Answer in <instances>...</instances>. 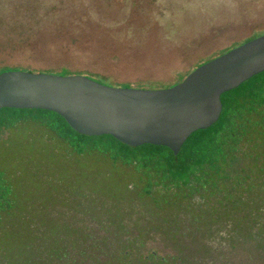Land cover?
Listing matches in <instances>:
<instances>
[{
  "label": "rangeland",
  "instance_id": "rangeland-1",
  "mask_svg": "<svg viewBox=\"0 0 264 264\" xmlns=\"http://www.w3.org/2000/svg\"><path fill=\"white\" fill-rule=\"evenodd\" d=\"M262 34L264 0H0V73L15 69L62 75L66 69L111 86L159 90L184 80L205 60ZM253 110L243 111L239 120L237 129L246 134L238 139L230 172L221 170L210 179H220L218 195L194 194L192 203L189 197L181 198L185 191L165 192L167 181L159 169L141 167L134 155L144 148L126 149L123 153L129 157L116 161L110 154L92 151L72 162L63 143L37 122L8 129L0 142V163L10 173L26 157L39 169L42 181L70 177L73 187L68 206L61 195L49 201L44 193L38 200L41 206H34L30 217L27 212L21 221L15 219L12 227L31 230L29 218L41 230H54L56 221L86 230H124L121 223L113 227L112 219L127 212L144 223L151 217L149 223L156 227L148 230H170L171 223L159 227L157 222H173L175 217L180 242L156 231L142 254L182 256L176 264H264V221L252 225L248 220L264 215V109ZM243 169H248V177ZM80 187L86 196L77 192ZM231 187L238 193L248 188L259 192L256 204L242 210L228 192ZM54 190L57 193L58 187ZM175 196L180 205L184 201L179 214L168 216L175 212L172 207L158 213L156 207L178 200ZM78 200L88 208L76 204ZM94 206L98 208L89 209ZM149 210L150 217L144 214ZM5 230H0L5 237L13 236Z\"/></svg>",
  "mask_w": 264,
  "mask_h": 264
},
{
  "label": "trees",
  "instance_id": "trees-1",
  "mask_svg": "<svg viewBox=\"0 0 264 264\" xmlns=\"http://www.w3.org/2000/svg\"><path fill=\"white\" fill-rule=\"evenodd\" d=\"M256 37H249L244 42ZM213 58L205 60L197 67ZM43 72L55 73L53 71ZM62 72L64 73L62 75L79 73H72L66 69L60 73ZM56 73L58 74V72ZM222 102L224 109L219 120L209 128L194 132L186 140L177 155L170 147L165 145L143 144L132 147L110 134L100 136L81 134L63 116L46 109L13 107L0 109V142L6 140L7 137H4V134L8 129H16L25 122L33 121L54 133L57 140L66 147L65 155L69 161L73 160L72 162L76 161L77 156L92 151L110 154L116 161L129 157L128 154L123 153L126 149L138 150L144 148V152L134 155L135 158L140 159L141 167L153 166L159 169L163 179L167 181L165 192L185 191L184 195L186 196H181V198L189 197V201L192 203L194 194L199 195V193L210 191L212 196L218 195L221 185L220 179L217 178L215 182L210 181V179L221 170L225 173L230 172L228 168L239 152L238 139L246 134L237 129L243 111L249 109V114H252L254 107L264 109V72L253 76L236 89L224 93ZM22 162L23 164L19 163L15 170H11L12 173L9 172V168L0 163V230H5V227L17 228V230H5V232H11L13 235L9 237H5L4 233L0 231V243H3L0 248V264H176L179 260H182V256L177 257V259L172 256L174 260L169 262L172 257H158L153 252L141 253V249L156 231L162 232L169 239L174 240L176 244L180 242V230L175 227V222L178 221L175 217L172 218L174 219L173 222L171 220L169 223L161 222V220L157 222L159 227L171 223L168 226L170 230H148L156 227L153 223H149L152 222L150 216L153 212L151 210L144 213L150 217L147 223H144L141 218L135 221L136 217L127 212L124 213L125 215L118 217L117 220L113 218V227L119 226L118 223H121L124 230H86L82 227L83 225L73 227L66 223H59L56 220L53 225L56 226L55 228H60V230L55 228L54 230H41L39 225L30 221L29 218L27 226L31 230H20V227H12L15 225V219L21 221L28 216L27 212H29L30 217L33 207L36 205L41 206V201L38 200L43 196L42 194H47L49 201H57V195L59 194L61 200H65L66 206H68L67 202L70 203L67 199H70L73 195V187L67 181L70 177L65 180L55 177L56 181L50 178L44 182L41 180L43 176L39 169L29 163L26 157H22ZM236 163L234 164L236 165ZM243 172H246L247 177L250 175L248 169H243ZM15 179H19L16 185L13 183ZM260 182L264 186V174H262ZM57 187L58 192L56 193L54 188L57 189ZM77 192L87 195V191L83 187H80ZM228 192L234 195L241 204L242 210L256 204V193H259L250 188L238 193L235 187L229 188ZM260 192H264V188H261ZM80 194L78 195L82 196ZM56 196L57 198H55ZM262 196L264 194L260 197ZM175 198L178 200L168 202L164 207L159 206L158 208L156 203L153 202V204L157 210H160L158 213H161L160 208L172 207L171 210L175 208V212H173L174 210L170 211L168 216L171 214L177 215L180 212L177 208L182 209L184 201L180 205L179 198L177 196ZM76 204L84 209L89 206L88 203L82 200L76 201ZM96 207L89 209L94 210L98 208ZM50 210L52 211L53 208H50ZM166 211H169V209ZM263 211L264 209L261 211L262 214ZM252 216L253 220L248 217L252 225L264 221V215ZM197 219L199 218L197 217ZM130 221H134V224L129 223Z\"/></svg>",
  "mask_w": 264,
  "mask_h": 264
},
{
  "label": "water",
  "instance_id": "water-1",
  "mask_svg": "<svg viewBox=\"0 0 264 264\" xmlns=\"http://www.w3.org/2000/svg\"><path fill=\"white\" fill-rule=\"evenodd\" d=\"M262 72L264 34L159 90L116 87L78 74L7 70L0 73V109L52 110L81 134H110L133 147L165 145L177 155L194 132L219 120L224 93Z\"/></svg>",
  "mask_w": 264,
  "mask_h": 264
},
{
  "label": "flooded vegetation",
  "instance_id": "flooded-vegetation-1",
  "mask_svg": "<svg viewBox=\"0 0 264 264\" xmlns=\"http://www.w3.org/2000/svg\"><path fill=\"white\" fill-rule=\"evenodd\" d=\"M263 35V34H262ZM258 37V36H257ZM175 84H173V85H169L167 88H169V87H171V86H174ZM223 109H224V105H223ZM222 112H223V110H222ZM222 114V113H221ZM184 145V144H183ZM130 146V145H129ZM133 147V146H132ZM173 151V150H172ZM153 253H155V252H153ZM156 254V253H155Z\"/></svg>",
  "mask_w": 264,
  "mask_h": 264
}]
</instances>
